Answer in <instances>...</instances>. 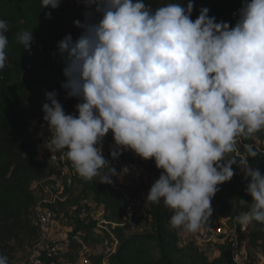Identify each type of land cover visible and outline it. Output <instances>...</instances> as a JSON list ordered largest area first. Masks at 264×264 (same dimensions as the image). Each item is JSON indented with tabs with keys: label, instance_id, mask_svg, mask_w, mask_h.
Returning <instances> with one entry per match:
<instances>
[{
	"label": "clouds",
	"instance_id": "clouds-1",
	"mask_svg": "<svg viewBox=\"0 0 264 264\" xmlns=\"http://www.w3.org/2000/svg\"><path fill=\"white\" fill-rule=\"evenodd\" d=\"M61 0H41L56 9ZM94 12L75 20L78 39L58 42L66 80L61 87L77 98V114H66L53 90L45 93L43 120L50 136L44 147L62 152L85 181L112 184L120 172L103 155L111 132L117 159L133 151L161 170L146 197L172 215L169 228L198 233L213 214L212 199L237 165L247 180L251 203L234 221L264 225V174L248 159L264 155V0H244L234 26L217 22L209 9L191 19L194 3L150 8L144 0H84ZM51 18V12L47 13ZM8 23L0 19V70L5 67ZM24 50L32 31L16 37ZM255 142L254 145L251 142ZM243 144L244 152L239 150ZM107 166L106 171H102ZM0 264L9 258L0 254Z\"/></svg>",
	"mask_w": 264,
	"mask_h": 264
},
{
	"label": "trees",
	"instance_id": "trees-1",
	"mask_svg": "<svg viewBox=\"0 0 264 264\" xmlns=\"http://www.w3.org/2000/svg\"><path fill=\"white\" fill-rule=\"evenodd\" d=\"M69 1L71 0H61L56 9L51 6L43 9L41 0H0V19L5 20L9 26L6 33L9 40L5 50L7 60L5 67L0 70V254L9 258V264H14L20 250L34 247L41 237L35 224V208L41 192L34 190L33 182L48 179L53 168L43 149L46 139L35 137L32 124L36 119H43L42 106L48 102L45 93L55 90L66 114L78 115L75 108L78 99L64 96L58 81L64 68L58 52V42L67 34H71L74 40L79 38L68 6ZM144 2L155 10L170 2H182L186 7L190 0ZM191 2L194 3L191 16L193 21L198 18L200 9L206 7L209 9V16H214L217 22H227L234 26L238 18L234 14L241 8L244 0ZM48 12H51V18H48ZM24 30L32 31L34 37L30 51L24 50L23 45L16 41L17 35ZM257 135V143L264 147V132ZM105 142L114 146L112 133L103 139L102 144ZM248 142L251 141L245 143ZM251 143L255 150V142ZM239 150L245 151L243 144ZM65 158L71 167L73 185L67 189V201L58 202L56 210L58 213L67 210L66 213L72 212L82 226L74 231L66 245L63 244L59 257L75 261L88 246L101 243L99 236L95 238L92 233L94 226H88L89 219L81 218L79 210H71L73 204L81 198H87L93 206L91 209L102 211L103 220L116 224L114 232L119 240L116 251L105 261L102 254L89 256L91 264H234L231 257L232 240L229 237L215 243L213 248L218 254L210 257L208 251L194 239L169 228L168 221L172 213L162 202L146 206L143 212L142 218L151 222L149 230L146 225L140 226L141 218L135 229L123 225L126 199L123 190L116 188L117 177H111L112 184L99 183V177L85 181L75 173L66 155ZM133 160L148 166L151 182L147 180L142 189L147 197L161 170L157 169L154 160L145 161L135 153ZM248 162L264 174V155L250 157ZM106 169L107 167L102 171ZM233 169V178L220 185V191L213 197L212 208L225 221L228 229L240 230L242 226L234 221V217L247 210L240 204L241 199L248 203L252 201V197L246 193L250 178L246 180L237 165H233ZM212 226L213 219H209L202 227L209 229ZM64 241L61 239V242ZM245 247L249 258H261L264 264V225L253 222L248 226ZM43 258L49 263L58 257L45 255Z\"/></svg>",
	"mask_w": 264,
	"mask_h": 264
},
{
	"label": "built area",
	"instance_id": "built-area-1",
	"mask_svg": "<svg viewBox=\"0 0 264 264\" xmlns=\"http://www.w3.org/2000/svg\"><path fill=\"white\" fill-rule=\"evenodd\" d=\"M68 6L73 14V21L80 20L81 23L85 21V12H94V6L93 8L86 7L84 0H71L68 2ZM76 29L80 36L82 30L78 27H76ZM65 80L66 77L62 73L59 76L58 81L60 84H62V82ZM62 94L64 96L66 95L63 89ZM110 134L111 132L108 135ZM111 147L112 144L109 142L102 144L104 156L108 154ZM240 147L241 144L239 145V148ZM43 149L49 158L53 170L51 176L48 179L33 182L34 190L41 192V198L35 208V224L39 228L41 237L39 242L32 248L30 258L25 264H91V259L86 250L81 251L77 260L75 261L59 257L61 256V250L63 249V244L65 241L61 242V239L64 238H61V232H58L60 221L58 220L59 213L56 210V204L58 202L61 203L67 201L69 197L67 189L71 188L73 185V174L69 164L66 161L65 155L62 152L52 153L44 146ZM125 153L126 151H124L117 159L110 157V165L117 169L118 172H120L125 166L129 168V166L124 162ZM57 169H61V172H65V176L64 174L61 175L58 173ZM118 183L119 182L115 183L117 184L116 188H121L120 184ZM123 192L126 199L125 222H123V225L135 229L138 227V218L141 216L142 206L139 204V201L134 194L126 192L125 190H123ZM92 207L93 206L91 205L89 199L81 198L77 203L71 206V210H79L80 217L86 218L88 216V209H91ZM96 225L98 229L97 231L100 234H103V236H99V238L101 237L100 244L103 248L102 255L105 261L116 251L119 245V240L114 232L116 224L109 223L101 218V220L97 222ZM247 232L248 226L246 228L241 227L240 230H237L236 228L230 230L223 224H219L218 226L214 224L209 229L201 228L198 233L192 234L191 238L196 242L198 241L200 243H206L212 248L214 247L215 243L222 242L226 237H229L232 240L231 257L234 264H262L263 259L260 258L259 260H253L248 257L245 247V235ZM45 255L58 257L60 259L57 261L58 258H56V260L53 259L48 263L43 258Z\"/></svg>",
	"mask_w": 264,
	"mask_h": 264
},
{
	"label": "rangeland",
	"instance_id": "rangeland-1",
	"mask_svg": "<svg viewBox=\"0 0 264 264\" xmlns=\"http://www.w3.org/2000/svg\"><path fill=\"white\" fill-rule=\"evenodd\" d=\"M32 130L34 132V135L36 138H45L47 139L49 136H50V132L48 131V128H47V125H46V122L43 120V119H36L33 124H32ZM133 155L132 154H128V153H125L124 155V159H125V163L129 166L130 168V171H131V168L133 169V172H134V179L132 181V184L130 186H133V189L131 191L135 192V193H139L142 191V189L144 188L145 186V182H143V177H147V180H150L151 182V175L149 176V171L147 172V165L146 163H141L140 161H135L133 160ZM107 160H110V157L111 155L110 154H107L106 156H104ZM146 166V168H145ZM141 167L144 169V171H141L139 172L138 171V168ZM135 169V170H134ZM57 172L60 173L61 175L64 174L65 176V172H61V169H57ZM133 172H128V174L126 175H130L132 174ZM126 175H123L126 176ZM124 180V179H123ZM145 209H142L141 211V216L138 218V221L139 219L141 218V222H139L140 226L143 224V225H146L145 227L149 228L151 227V222H149L147 219L145 218H142L143 216V212H144ZM88 216L86 218L89 219V224L88 226H91L93 225L94 227H92V233L94 234V237L97 238V236H103V234H100L97 230V225L96 223L99 222L101 220V214L98 212L97 213V210H94V209H88ZM77 216H73V214H71L70 212L66 213V212H61L58 214V220L60 221L59 223V229H58V232L60 233L61 230L63 229V232L66 233V234H69V237L74 235V231L77 230L78 228H80L82 225H81V221H79L77 218ZM64 219H68L69 220V223H71V225L69 224L68 227L70 229L66 230L65 231V227H66V224L67 222L64 221ZM144 219V221H143ZM209 219H213V225L216 224V226H218L219 224H223L225 225V221L221 218H219L216 210L213 209V214L212 216L209 218ZM81 220V219H80ZM138 224V225H139ZM227 226V225H225ZM203 228V227H202ZM75 235H77V233H75ZM100 237V238H101ZM62 238V236H61ZM68 240L69 238H66L65 239V245L68 243ZM198 242V241H197ZM199 245H201L202 248L206 249L210 255V257H213L216 253L215 251V248H211L208 246V244L206 243H200L198 242ZM35 246V245H34ZM32 247H27L26 249H23V250H20L19 253L16 255V259L14 261V264H25L26 261L30 258V255H31V251H32ZM86 250L88 251V255L91 256V255H95V254H102L103 253V248L101 246V244H94V245H91V246H88L86 248Z\"/></svg>",
	"mask_w": 264,
	"mask_h": 264
},
{
	"label": "crops",
	"instance_id": "crops-1",
	"mask_svg": "<svg viewBox=\"0 0 264 264\" xmlns=\"http://www.w3.org/2000/svg\"><path fill=\"white\" fill-rule=\"evenodd\" d=\"M112 149H113V147H111L110 148V150H109V152H108V154H110L111 153V151H112ZM126 153H128V154H132L133 156H134V152L133 151H126ZM132 156V157H133ZM131 165V164H130ZM129 165V166H130ZM71 168V167H70ZM135 170V169H134ZM138 171L139 172H141V171H144V169L143 168H141V167H139L138 168ZM129 172H133V169L131 168V171H129ZM148 172V171H147ZM124 179V180H123ZM133 179H134V172L132 173V174H130L129 176L128 175H126V176H122V178H118L117 177V181L116 182H119L118 184H120V186H121V188L123 189V190H125L126 192H129V193H131V194H134L136 197H137V199H138V201H139V204L142 206V209H145L146 208V193L144 192V191H141V192H139V193H135V192H133V191H131L132 189H133V186H130L131 184H132V181H133ZM143 182H147V177L145 178V177H143V180H142ZM100 213V214H102V211L101 210H97V213ZM64 221L65 222H67V224H66V227H65V231L66 230H68V229H70L69 227H68V225L70 224L71 225V223H69V220L68 219H64ZM185 235H186V237H191V235H192V233H185ZM61 236H62V238H64V239H66V238H69V234H66V233H64L63 232V229L61 230ZM197 244L199 245V243L197 242ZM199 246H201V245H199ZM218 254V252L216 251V253H215V255L214 256H216Z\"/></svg>",
	"mask_w": 264,
	"mask_h": 264
}]
</instances>
